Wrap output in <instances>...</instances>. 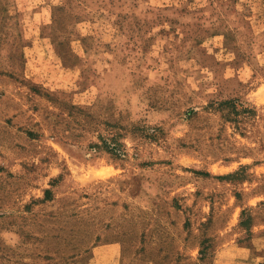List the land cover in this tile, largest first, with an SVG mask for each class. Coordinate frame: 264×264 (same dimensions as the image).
<instances>
[{
	"label": "rangeland",
	"instance_id": "1",
	"mask_svg": "<svg viewBox=\"0 0 264 264\" xmlns=\"http://www.w3.org/2000/svg\"><path fill=\"white\" fill-rule=\"evenodd\" d=\"M0 264H264V0H0Z\"/></svg>",
	"mask_w": 264,
	"mask_h": 264
}]
</instances>
